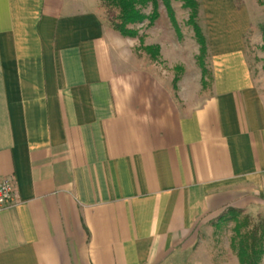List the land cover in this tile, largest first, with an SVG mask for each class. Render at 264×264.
Returning <instances> with one entry per match:
<instances>
[{"label": "crops", "instance_id": "crops-1", "mask_svg": "<svg viewBox=\"0 0 264 264\" xmlns=\"http://www.w3.org/2000/svg\"><path fill=\"white\" fill-rule=\"evenodd\" d=\"M218 33L202 94L198 50L138 60L101 0H0V264H240L195 246L230 208L264 217V94Z\"/></svg>", "mask_w": 264, "mask_h": 264}, {"label": "rangeland", "instance_id": "rangeland-1", "mask_svg": "<svg viewBox=\"0 0 264 264\" xmlns=\"http://www.w3.org/2000/svg\"><path fill=\"white\" fill-rule=\"evenodd\" d=\"M158 1L159 6L155 20H152L154 9L151 3L143 9L148 18L143 23L132 25L137 31L136 36L130 37L134 42L132 50L136 58L142 60L145 57H151L152 53H147L145 48H160V43H163L169 51L172 50V47L174 49V45H178V54L188 57H191L198 50V54L195 56L197 59L200 46L196 41L193 26L189 23L190 10L184 6L183 0H170L178 24L177 29L171 22L164 0ZM197 1L200 7L196 21L209 42L208 54L205 57L206 66L211 70V45L209 40L211 35H219L218 32L227 29V32L237 34L238 37L243 38L255 81L264 94V0ZM109 13L112 19L117 18L119 15L116 8H109ZM163 63L161 62V64ZM173 69L176 77L183 72V66L181 65ZM206 84L202 94H209L211 91V79L209 77L206 79ZM234 226L235 222L230 220L228 210L224 211L217 218L199 226L200 230L195 246L198 247L203 244L202 252L209 254L214 262H221L229 254L227 247L230 246ZM231 252L236 256L234 251L231 250Z\"/></svg>", "mask_w": 264, "mask_h": 264}, {"label": "trees", "instance_id": "trees-1", "mask_svg": "<svg viewBox=\"0 0 264 264\" xmlns=\"http://www.w3.org/2000/svg\"><path fill=\"white\" fill-rule=\"evenodd\" d=\"M104 5L109 8H116L119 11L117 18L112 19L113 28L125 37H134L137 31L132 25L143 23L148 17L144 13V8L152 3L153 14L152 20L157 17L159 6L158 0H101ZM167 7L169 17L174 27L178 29V24L175 18L170 0H164ZM184 6L190 10L189 23L193 26L195 38L200 46V53L197 56V63L202 70L203 88L207 85L206 79H213L212 71L206 66L205 57L208 54L209 42L196 19L199 14L200 4L197 0H183ZM147 53H152L151 58L158 60L160 55L159 47H146ZM208 76V77H207ZM178 77H175V88L178 82ZM230 220L235 222L232 229L230 248L236 253L240 264H261L264 258V217L258 216L254 218L245 214L242 210L235 208L228 209Z\"/></svg>", "mask_w": 264, "mask_h": 264}, {"label": "built area", "instance_id": "built-area-1", "mask_svg": "<svg viewBox=\"0 0 264 264\" xmlns=\"http://www.w3.org/2000/svg\"><path fill=\"white\" fill-rule=\"evenodd\" d=\"M18 186L11 178L0 181V210L18 202Z\"/></svg>", "mask_w": 264, "mask_h": 264}]
</instances>
